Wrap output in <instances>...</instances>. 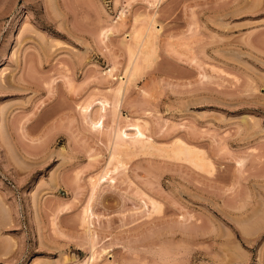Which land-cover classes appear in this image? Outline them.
<instances>
[{
    "label": "rangeland",
    "instance_id": "1",
    "mask_svg": "<svg viewBox=\"0 0 264 264\" xmlns=\"http://www.w3.org/2000/svg\"><path fill=\"white\" fill-rule=\"evenodd\" d=\"M0 264H264V0H0Z\"/></svg>",
    "mask_w": 264,
    "mask_h": 264
},
{
    "label": "bare ground",
    "instance_id": "2",
    "mask_svg": "<svg viewBox=\"0 0 264 264\" xmlns=\"http://www.w3.org/2000/svg\"><path fill=\"white\" fill-rule=\"evenodd\" d=\"M155 28V26L154 27H152L151 29H150V32H151V30H153ZM147 29V28H146ZM149 29V28H148ZM156 30V29H155ZM140 32V31H139ZM138 32V33H139ZM141 32L142 33H144L142 30H141ZM149 32V31H148ZM150 32L149 33H145V35L143 36V38H138V40H136V42H135V44H136V51L134 52V56H135V59H134V62H133V64H132V69L133 68H135L136 69V67L138 66L139 67V61L140 60H143L142 58H143V56H144V48H147L146 46H147V44L149 43L148 42V37H150ZM150 44H148V46H149ZM128 46V45H127ZM133 46V45H132ZM131 46V47H132ZM129 48H130V46H129ZM133 48V50L135 49V47L133 46L132 47ZM132 48H130V50L132 49ZM129 50V51H130ZM146 53V52H145ZM144 59H145V56H144ZM133 61V60H132ZM140 63H142L141 61H140ZM138 67H137V69H138ZM134 69V70H135ZM133 72V71H132ZM6 80V79H5ZM122 81L120 80V84H122L121 83ZM2 86V85H1ZM116 89V88H115ZM118 89V88H117ZM113 91V90H112ZM116 93V92H115ZM94 102V101H93ZM102 102V106L104 107V103H103V101H101ZM92 106V105H91ZM102 107V108H103ZM86 109H87V107H85ZM105 108V107H104ZM86 109L84 110V111H86ZM83 110V109H82ZM103 115H101V117H102ZM3 118V117H2ZM94 119V118H93ZM100 119V118H99ZM90 122V121H89ZM102 122H101V119L100 120H97V121H92V124L94 125V126H96L97 124H101ZM2 124H4V122L2 123ZM132 124V123H131ZM6 126V125H5ZM132 127V128H131ZM131 130H133V132L132 133H128L126 130L128 129H123V130H119V131H117V132H115V143H114V148H113V152H112V158L111 159H113V156L115 157V155L117 154V153H119V152H121L122 150L123 151H128V150H131V148L132 147H136V148H140V149H145L146 148V145L147 144H145V140L144 139H146V138H148V137H146V135L144 134V127H142V126H140L139 124H137V123H135V124H132L131 125ZM125 128V127H124ZM142 128H144V129H142ZM117 129V128H116ZM129 130V129H128ZM130 130V131H131ZM129 131V132H130ZM147 147H149L148 145H147ZM153 147V146H152ZM151 148V147H150ZM183 151H182V154H184V155H189V152L187 151V150H189V149H182ZM120 154V153H119ZM117 156V155H116ZM185 157H187V156H185ZM184 157V158H185ZM190 158V157H189ZM110 159V160H111ZM111 161H113V160H111ZM107 170V169H106ZM111 172V171H110ZM100 176H101V174H100ZM102 177H103V175H102ZM101 177V178H102ZM105 177V176H104ZM96 179H97V181H96ZM94 181H93V185L92 186H94V189H95V186H97L98 187V185L100 184V183H102L101 181H100V183H99V180H100V177L98 178H96ZM96 181V182H95ZM94 191V190H93ZM88 204V203H87ZM90 204V203H89ZM87 205L85 208H84V210H83V216H84V218H83V220H85V223L87 222V223H89V220H90V218L93 216V212H92V208H91V206L90 205ZM152 207H154L153 205H151ZM88 226H89V224H88ZM89 231H91V229L89 230ZM95 252V251H94ZM91 259H93V257L91 258Z\"/></svg>",
    "mask_w": 264,
    "mask_h": 264
}]
</instances>
